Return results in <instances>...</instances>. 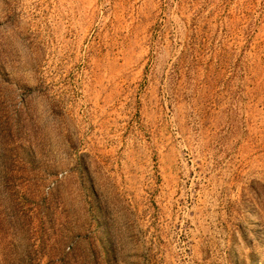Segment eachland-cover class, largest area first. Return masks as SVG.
<instances>
[{
    "label": "rangeland",
    "instance_id": "rangeland-1",
    "mask_svg": "<svg viewBox=\"0 0 264 264\" xmlns=\"http://www.w3.org/2000/svg\"><path fill=\"white\" fill-rule=\"evenodd\" d=\"M0 264H264V0H0Z\"/></svg>",
    "mask_w": 264,
    "mask_h": 264
}]
</instances>
